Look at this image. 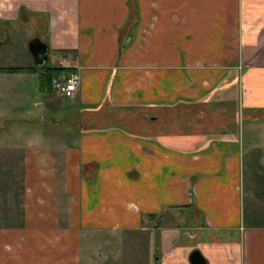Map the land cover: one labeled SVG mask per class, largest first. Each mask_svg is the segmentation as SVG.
Wrapping results in <instances>:
<instances>
[{"label":"crops","instance_id":"obj_1","mask_svg":"<svg viewBox=\"0 0 264 264\" xmlns=\"http://www.w3.org/2000/svg\"><path fill=\"white\" fill-rule=\"evenodd\" d=\"M33 38L47 47L40 67ZM43 68L78 73L77 93L42 92ZM22 77L46 105L79 110L65 120L77 133L27 139L0 264H81L83 237L95 253L106 233L136 264H190L193 250L264 264V0H0V98ZM27 116L13 124L57 125Z\"/></svg>","mask_w":264,"mask_h":264},{"label":"rangeland","instance_id":"obj_2","mask_svg":"<svg viewBox=\"0 0 264 264\" xmlns=\"http://www.w3.org/2000/svg\"><path fill=\"white\" fill-rule=\"evenodd\" d=\"M22 35V34H21ZM11 53L10 59L16 65L25 64L26 57L22 52V47L16 45L15 47L9 50ZM4 58H6V53L2 50L1 51ZM3 60V58H2ZM64 74H59L54 76L52 79L55 80L59 78V76H63ZM51 79V80H52ZM9 80V79H8ZM12 82L9 81L3 84V96L0 98V222L7 223L9 220V215L11 213L16 214V206L18 205V200L20 196L19 185L20 182L18 180V173H19V164H20V156L22 153V148L25 146L27 139L31 140H38L40 138V133L43 138V128L44 132H47L48 137L46 138L47 141L54 139L53 135L57 133L61 134L63 139H65V143L68 144L71 138L74 136L76 132L75 126L71 123H66V121L73 122L76 118V114L79 110L75 108H71L66 106V104L60 102L52 103L46 105L45 98L40 95H37L36 98L33 96V93L36 95L35 84L32 83V78L28 79V77H22L20 80L17 81L15 85L14 94L13 96L10 92V84ZM51 86V82H50ZM46 94H51L55 97V93L51 90L45 92ZM36 99L37 105L36 108L32 107L30 103ZM59 99V98H56ZM12 102V104H11ZM16 102V103H15ZM18 102V103H17ZM40 104L42 106H40ZM14 105L16 107L9 108L7 106ZM46 105V106H44ZM51 106V107H49ZM225 106V104L221 105ZM41 108H46L47 113L49 116H54V122L57 125H52L50 121H44L43 126H39V124H35L33 126L28 125H20L16 126L13 124V119L21 118V117H28L27 113L30 114V118L42 121V119L47 120L49 116L43 118ZM224 108H222L223 110ZM213 108H208V113L213 112ZM215 118V113H213L206 122L209 126H213L215 124L219 125ZM17 127L20 128V131L16 130ZM57 128V129H56ZM194 128H192V131ZM27 134V135H26ZM44 140V138L42 139ZM19 182V183H18ZM10 211H12L10 213ZM13 215V214H12ZM17 216V215H16ZM264 218V216H262ZM258 216V219L262 220L264 223V219ZM0 223V224H1ZM106 241H108V245L105 247H98L97 252H91L87 246V236H84L82 239L81 244V255L83 263L85 261H89L93 264V260H90L92 256L95 258L96 264H124V261H129L128 264H136L138 261L134 256V252H125L124 247L120 243V236L119 233H106L102 234ZM152 238L155 237L152 235ZM111 251V252H110ZM114 253H118L117 257H114ZM94 254V255H93ZM98 254V256H97ZM101 255V256H100ZM106 259L104 257L106 256ZM93 259V258H92ZM124 260V261H123Z\"/></svg>","mask_w":264,"mask_h":264},{"label":"water","instance_id":"obj_3","mask_svg":"<svg viewBox=\"0 0 264 264\" xmlns=\"http://www.w3.org/2000/svg\"><path fill=\"white\" fill-rule=\"evenodd\" d=\"M27 53L35 66H43L47 60L46 44L40 42L37 38H33L27 42ZM190 264H205L203 258L198 251L193 250L188 256Z\"/></svg>","mask_w":264,"mask_h":264},{"label":"built area","instance_id":"obj_4","mask_svg":"<svg viewBox=\"0 0 264 264\" xmlns=\"http://www.w3.org/2000/svg\"><path fill=\"white\" fill-rule=\"evenodd\" d=\"M53 79L51 80V90L55 93V96L68 99L77 93L80 83L78 73L70 72L67 75L59 76L55 80Z\"/></svg>","mask_w":264,"mask_h":264},{"label":"trees","instance_id":"obj_5","mask_svg":"<svg viewBox=\"0 0 264 264\" xmlns=\"http://www.w3.org/2000/svg\"><path fill=\"white\" fill-rule=\"evenodd\" d=\"M42 72L38 75V82H39V88L42 92H48L50 91V82L51 79L59 74L67 75L70 73L69 70L65 69H59V68H43ZM26 70L23 69H17L13 70V72H23Z\"/></svg>","mask_w":264,"mask_h":264}]
</instances>
